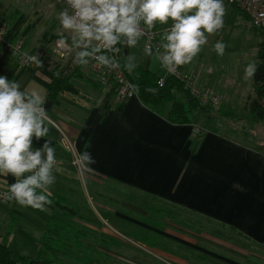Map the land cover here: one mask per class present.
Wrapping results in <instances>:
<instances>
[{"label":"crops","instance_id":"1","mask_svg":"<svg viewBox=\"0 0 264 264\" xmlns=\"http://www.w3.org/2000/svg\"><path fill=\"white\" fill-rule=\"evenodd\" d=\"M145 46L141 40L128 46L129 55L131 49L136 63L164 76L153 51L142 61L139 49ZM0 75L44 96L49 133L44 140H34L33 148L50 141L57 159L51 205L34 210L14 200L0 201V241L17 260L35 259L47 220L61 216L53 196L72 183L73 172L80 174L73 161L88 144L95 172L84 177L98 201L94 213L83 208L84 199L76 204L89 218L81 224L97 240L115 237L119 242L116 247L97 244L100 257L111 264H264V124L235 128L237 137L223 134L218 123L200 126L193 118L191 125H173L136 97L117 104L110 92L90 84H79L77 95L63 93L51 105L41 83L48 78L37 70L18 69L8 55L0 56ZM85 76L89 80V71ZM12 182L11 175H0V192ZM109 187L176 207L206 224L176 222L155 229L139 220L146 211L136 208L143 206L135 200L122 206L118 193L105 190ZM141 230L155 239L142 244L130 237ZM94 264L104 263L97 259Z\"/></svg>","mask_w":264,"mask_h":264},{"label":"clouds","instance_id":"2","mask_svg":"<svg viewBox=\"0 0 264 264\" xmlns=\"http://www.w3.org/2000/svg\"><path fill=\"white\" fill-rule=\"evenodd\" d=\"M67 7L57 19L71 43L60 35L58 45L74 52V63L88 65L95 60L98 67L118 68L112 52L125 40L135 47L144 34L157 23L171 26L163 32L157 52L161 66L174 71L189 64L208 43V36L224 28V0H65ZM71 9V11H69ZM227 44L217 41L213 50L223 56ZM151 56V45L144 48ZM124 67H136V57L129 55ZM257 71L255 62L244 69V79H252ZM45 98L37 90L22 89L19 82L0 75V175H11L13 181L6 193L21 207L44 210L52 204L50 188L56 182V150L45 140L33 148V141L45 139L49 133ZM79 153L78 171L91 174L95 163L89 147Z\"/></svg>","mask_w":264,"mask_h":264},{"label":"trees","instance_id":"3","mask_svg":"<svg viewBox=\"0 0 264 264\" xmlns=\"http://www.w3.org/2000/svg\"><path fill=\"white\" fill-rule=\"evenodd\" d=\"M229 5L246 20V16L240 8L234 4ZM1 23L6 25L4 26L7 29L6 39L11 43L22 40V37L32 29V25L26 24L23 16L14 11L4 17L1 16ZM24 24L25 27L21 29ZM253 30L260 35L257 49V71L252 78L253 97L247 101L243 113L239 117L240 121L246 120L251 126L264 124V29ZM60 35L61 33L45 32L41 42L47 45L53 39L60 38ZM64 37L70 44L71 39L65 35ZM23 47L26 49L27 40L23 41ZM37 48L39 47H33L27 53L29 55L36 54L37 51H40ZM40 52H43L40 55L43 65L37 71L48 78V82L41 83L46 89L47 99L51 105L57 104L60 95L63 93L77 95L80 90L79 84H90L95 90H102L101 87L86 79L87 65L74 63V52L66 61L53 60L51 58L52 49L48 46ZM112 53L119 62L126 80L131 84L135 97L141 105L151 112L165 117L170 124L191 125L192 115L196 112H200L209 118L221 117L220 108H214L210 104H202L201 100L191 93L189 87L177 79L170 76L166 77L163 86L158 87L156 84L158 76L144 69L138 63L133 70H127L124 65L129 56L128 45L126 53H124L121 42L115 46ZM12 63L15 65L14 61ZM230 116L232 114L226 115V117ZM53 203L61 212V216L53 215L47 220L35 259L27 260L21 257L17 260L12 255L10 247L0 241V264H38L40 262L59 264L64 260H71L73 264H94L98 258L95 247L97 244H103L106 247L119 246L115 237L97 240L92 231L81 224V222H88L89 218L81 214L79 207L69 202V199L61 195L60 191L53 196ZM139 220L155 229H162L166 224L163 222L156 223L152 213L147 210L146 215L140 217ZM130 237L142 244H147L149 240L155 239V236L148 235L142 230L130 235ZM78 255L85 257L78 259Z\"/></svg>","mask_w":264,"mask_h":264},{"label":"rangeland","instance_id":"4","mask_svg":"<svg viewBox=\"0 0 264 264\" xmlns=\"http://www.w3.org/2000/svg\"><path fill=\"white\" fill-rule=\"evenodd\" d=\"M224 6L226 8L224 28L216 34L208 36L207 45L202 47L201 52L189 64L183 66V70H186L189 75L193 89L202 92L205 90L212 91L213 93L216 92L222 99L218 106L221 117L213 116L207 120L202 118V113L196 112L192 115L193 121L197 122L200 126L208 123H218L223 134L233 137L236 136V133L232 131L233 129H241L243 126L247 127L250 125L246 120H239L247 101L253 97L252 79H244V69L250 62H255L258 65L257 49L260 35L258 32L247 27L243 16L237 14L226 0H224ZM13 11L22 15L26 24L32 25V29L22 37L24 40H27L26 52L30 51L33 47H39L37 50L40 51H44L46 46L50 49L53 48V45L60 38L53 39L52 42L44 45V42L42 43L41 40L45 32L63 33V35L71 39L70 33L62 29L57 19L58 14L63 10L53 0H0V17H4ZM1 25L6 26L4 23H1ZM170 26L171 21L168 25L157 23L153 29L161 31ZM24 27L25 24L21 26V29ZM218 40L227 44L223 56H218L213 50V46ZM139 50V56L142 57V61L146 60L147 55L144 50ZM40 51L31 56L36 57L41 55L43 52ZM51 58L57 60L53 52H51ZM87 71L86 69L85 72ZM230 114L232 116L226 117V115ZM72 174L74 176L72 183H68L60 190L61 195L67 199L70 197L69 202L75 205L78 203L82 204V199H84L85 204L83 205L85 206L83 208L89 209L87 213L88 211L94 213L92 209L96 207L95 203L98 201L96 191L90 189L91 184L87 180L85 181L84 175L76 172ZM105 190L108 193L112 191L118 193L117 195L122 206H129L131 200H135L137 206H143L141 209L136 208L137 212H143L144 210L151 212L156 223L185 222L190 226L206 224L188 212L159 201L115 187H109ZM84 257L82 255L77 256L78 259H84ZM97 259L105 264H111L107 258L100 257V254Z\"/></svg>","mask_w":264,"mask_h":264},{"label":"built area","instance_id":"5","mask_svg":"<svg viewBox=\"0 0 264 264\" xmlns=\"http://www.w3.org/2000/svg\"><path fill=\"white\" fill-rule=\"evenodd\" d=\"M55 4L64 10L67 5L65 0H53ZM229 4H234L246 16V24L249 29H264V0H227ZM71 11V9H69ZM7 29L4 26H0V56L8 55L10 60L15 62V66L18 69H34L38 70L42 67L43 63L40 60V55H29L24 47L23 40H19L16 43H11L6 39ZM164 30L155 31L153 28L144 29V34L140 38L146 45H151L152 51L157 55L158 51H162L158 46L161 42ZM139 40V41H140ZM53 54L57 60L66 61L72 55L73 52L66 51L64 48L58 45L56 42L52 48ZM113 56L112 52L105 53ZM115 58V57H114ZM116 60V58H115ZM117 61V60H116ZM165 69V68H164ZM89 71V80L92 84H96L104 91L110 92L113 100L117 104L125 103L128 99L135 97L131 84L126 80L120 66L118 68L110 69L108 67H98L95 60L90 61L87 65ZM173 77L178 81L189 87L191 93L201 100L202 104H210L214 108H218L221 103V97L212 91L205 90L199 91L191 87V81L188 74L184 73L180 67L174 71L165 69V75L158 77L156 84L158 87H162L166 77ZM196 133H200L199 129H195ZM69 148V145L66 144ZM73 165H77V159L73 161ZM7 191L0 192V201L6 202L3 194Z\"/></svg>","mask_w":264,"mask_h":264},{"label":"water","instance_id":"6","mask_svg":"<svg viewBox=\"0 0 264 264\" xmlns=\"http://www.w3.org/2000/svg\"><path fill=\"white\" fill-rule=\"evenodd\" d=\"M121 45H122V48H123V50H124V53H126V48H127V42L125 41V40H122L121 41Z\"/></svg>","mask_w":264,"mask_h":264}]
</instances>
